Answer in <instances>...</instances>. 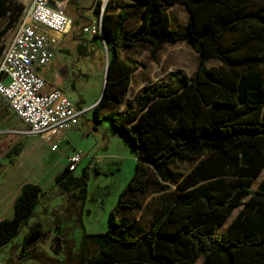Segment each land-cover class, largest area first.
I'll list each match as a JSON object with an SVG mask.
<instances>
[{"label": "trees", "instance_id": "1", "mask_svg": "<svg viewBox=\"0 0 264 264\" xmlns=\"http://www.w3.org/2000/svg\"><path fill=\"white\" fill-rule=\"evenodd\" d=\"M144 5L143 20L127 40L122 32L127 15L106 9L103 38L111 48L107 82L101 100L92 108L97 121L108 119L138 154L165 179L176 181L175 199L164 203L149 229L130 237L131 222L117 221L135 204L120 200L109 217V229L87 235L85 264H264V181L253 179L264 170V9L249 4L264 0H136ZM183 4L190 19L183 31L172 28L165 6ZM13 10L20 19L24 6L0 0V18ZM241 35L224 45L227 36ZM12 31L0 32V58ZM187 41L199 54L197 69L181 81L175 72L158 81L124 113L101 116L108 104L120 102L137 65L124 59L122 48L137 43L151 47L155 58L165 44ZM216 59L220 68L207 69ZM20 146L12 153L18 156ZM199 161L183 177L170 173L172 160ZM137 173L125 192H145ZM88 172L74 177L67 168L55 186L85 200ZM79 191V195L75 192ZM46 192L26 183L16 198L13 217L0 221V250L10 244L35 214ZM123 198V195H122ZM247 200L224 233L219 230ZM35 225L26 248L44 235Z\"/></svg>", "mask_w": 264, "mask_h": 264}, {"label": "rangeland", "instance_id": "2", "mask_svg": "<svg viewBox=\"0 0 264 264\" xmlns=\"http://www.w3.org/2000/svg\"><path fill=\"white\" fill-rule=\"evenodd\" d=\"M23 5L21 0H11ZM72 0L69 8L75 5ZM89 6L88 2L85 4ZM24 6V5H23ZM118 12L126 11L128 14H141V5L135 4V0H107L105 5L98 3L93 13L88 14L89 20L95 32H102V13L106 9ZM170 13L173 24L177 28H184L188 21V12L183 4L177 6H165ZM249 10L264 9V5L256 2L249 4ZM67 13V12H66ZM16 17L13 10H8L6 15L0 18V32L11 30L12 33L22 20ZM92 28V27H91ZM89 32H84V38L96 49L95 56L91 59L75 64V71L69 81H65L61 89L73 105L86 110L79 119L78 125L65 132V141L73 148L83 152L84 158L78 165L74 177L80 178L87 170V196L84 201L71 197L60 188L50 189L48 195L37 207L35 214L27 224H24L17 237L0 250V264H85V258L89 253L85 244L90 242L87 235L104 233L109 229V217L120 200L135 204L134 209H124L117 217L119 222H132L130 237L137 238L147 231L152 215L160 212L164 203L175 199L178 190L176 181L160 177L155 169L148 163L142 164V175L139 184L144 186L145 192H125L128 184L137 173L136 159L138 154L130 146L122 134L117 132L108 119L101 118L97 121L92 108L98 103L105 88L106 65L111 57V48L104 39L89 38ZM241 35L240 32L227 36L224 45ZM12 37V34H11ZM10 37V38H11ZM121 55L124 59L137 65L138 71L131 75V83L128 91L121 96L120 102L110 103L106 107L112 114L124 113L128 108H134L135 102L147 89L158 81L167 80L170 73L175 72L181 81L190 78L200 61L199 54L187 41L175 44H165L158 55L153 58L151 47L144 43H137L132 48H122ZM75 62L77 56L70 60L68 55L62 54ZM207 69L220 68L221 62L216 59L205 63ZM78 69L83 75H79ZM1 98V97H0ZM1 107L10 119L5 121H21L13 115L2 98ZM105 110V109H104ZM19 126L18 128H21ZM20 146L22 156L12 164V153L16 146ZM61 149L52 151L51 145L41 137L36 136H9L0 135V187L4 181L10 185L25 176H30L38 171V165L42 162L50 165L49 174L63 169L60 163ZM199 158L191 161L172 160L166 166L170 173L180 177L185 176ZM142 162V161H141ZM264 181V170L253 179V189ZM79 195V191L75 195ZM123 195V198H122ZM247 200L233 211L226 224L219 230L224 233ZM45 210V211H44ZM5 214L3 211L0 217ZM13 216L7 217L8 220ZM40 224L44 235L34 240L26 248L24 241L31 229ZM196 264H202L197 261Z\"/></svg>", "mask_w": 264, "mask_h": 264}, {"label": "built area", "instance_id": "3", "mask_svg": "<svg viewBox=\"0 0 264 264\" xmlns=\"http://www.w3.org/2000/svg\"><path fill=\"white\" fill-rule=\"evenodd\" d=\"M21 1L23 18L0 58V97L26 125L28 135L41 137L54 150L65 139V132L78 125L86 110L76 108L59 89L47 91L40 70L52 64L57 37L68 34L74 20L66 13L65 1ZM101 1L105 5L107 0ZM84 32L97 33L92 25L85 27ZM83 158V152L75 150L67 169L75 172Z\"/></svg>", "mask_w": 264, "mask_h": 264}, {"label": "crops", "instance_id": "4", "mask_svg": "<svg viewBox=\"0 0 264 264\" xmlns=\"http://www.w3.org/2000/svg\"><path fill=\"white\" fill-rule=\"evenodd\" d=\"M90 1L91 0H76L75 5L71 8V11L68 8V5L71 3V0L65 1L68 4L66 7L67 15H69L74 20V26L68 34L57 37L58 45L55 49L56 51H55V56L52 61V64L47 69L40 70L41 76L45 79L47 83V87H46L47 91H50L52 89H59L63 92V90L61 89L62 84L65 81H69L71 76L75 75L74 74L75 64L76 63L78 64L81 61H85L87 59H91L95 56L94 46H91L89 44L88 39H85L84 33H82V29L86 26H90L93 21V20H89L90 17H88V14L93 13V11L89 9L90 6L85 5L87 2L88 4H90ZM135 4L141 5V8H142L141 14L137 12V14L130 15L125 11L127 15V19L124 23V28L122 32L123 40H127L131 36V34L139 27V25L141 24L143 20L144 5L136 0H135ZM177 5L178 4H175V5H172L171 7H174ZM73 11H74V14L71 13ZM188 16H189L188 17V21H189L190 19L189 12H188ZM170 19H171L173 29L180 30V31H183L185 29L186 26L184 28L175 27L173 24L171 15H170ZM43 30L46 31L45 29ZM88 37L90 39L93 38V34H90ZM62 54L68 55L70 57V60H73V58L77 56V60L75 62H72V61L69 62V59L66 58V56H62ZM138 70L139 68H137V70H135L134 72ZM78 73L79 75H83L82 71L79 69H78ZM96 104L97 103H95L94 106ZM108 114H112V112L109 109H105L102 112L101 116L108 115ZM7 116L8 115L4 113L1 107V104H0V135L4 133L5 135H9L13 137L14 136L16 137L18 135L26 136V137L30 136L27 134V127L22 121H21V124L18 123L16 120L7 122L5 121ZM7 119H10V118L7 117ZM19 126H22V127L18 128ZM60 149H61L60 163H61V167H63L61 171L59 172L57 171L53 174H49L50 165L49 164L45 165L44 163L41 162L38 165V171L36 173H32L30 176H25L23 180H19L12 185L6 183L5 181L4 183L1 184L0 214L3 211H5V214H3L0 217V221L4 219H8L7 217H9V215L13 216L14 202L16 198L20 195L21 187L24 184L32 183V184L38 185L42 188L44 192H46V195H48V191L50 189L53 190L54 188H58L57 186H55V178L59 176L60 174H62L63 171L67 168L68 159L73 154V152L76 150L69 143H66L65 139L61 143L57 144L56 149L52 151H59ZM22 153L23 152L21 150L18 156L11 158L12 160L11 165H14L18 161V159H20V157L22 156ZM135 161H136V164L139 165V169H140L138 173V178H137V181L139 182L138 179H140V174L142 173V170H143L142 164L146 162L138 161V159H136ZM153 216L154 215H152V218L149 221L150 223L153 219ZM128 222H131V221H128Z\"/></svg>", "mask_w": 264, "mask_h": 264}, {"label": "flooded vegetation", "instance_id": "5", "mask_svg": "<svg viewBox=\"0 0 264 264\" xmlns=\"http://www.w3.org/2000/svg\"><path fill=\"white\" fill-rule=\"evenodd\" d=\"M62 1H64V0H62ZM100 1H101V0H91V1H90V5H89V6H90L89 9L92 10V11H93L94 9H96V6L98 5V3H99ZM71 3H72V0H71ZM71 3H70V4H71ZM70 4L68 5V4L66 3V7H67V5H68V8H69ZM69 10L71 11V8H69ZM71 13L74 14V11L71 12ZM86 27H88V26H86ZM84 28H85V27H84ZM84 28H83V29H84ZM83 29H82V33H83ZM95 52H96V49H95Z\"/></svg>", "mask_w": 264, "mask_h": 264}, {"label": "water", "instance_id": "6", "mask_svg": "<svg viewBox=\"0 0 264 264\" xmlns=\"http://www.w3.org/2000/svg\"><path fill=\"white\" fill-rule=\"evenodd\" d=\"M65 1H68V0H65ZM108 64H109V63H107V65H106L105 84H106V82H107Z\"/></svg>", "mask_w": 264, "mask_h": 264}]
</instances>
